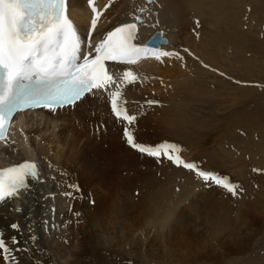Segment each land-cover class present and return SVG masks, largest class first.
Returning <instances> with one entry per match:
<instances>
[{
    "label": "bare ground",
    "instance_id": "bare-ground-1",
    "mask_svg": "<svg viewBox=\"0 0 264 264\" xmlns=\"http://www.w3.org/2000/svg\"><path fill=\"white\" fill-rule=\"evenodd\" d=\"M210 2L157 0L149 4L147 0H114L98 22L92 42L139 16L142 20L137 34L139 45L156 30L163 31L170 40L161 43L160 49L183 57L162 58L161 62L149 54V58H142L135 65L110 64L109 68L117 74L132 70L139 76L137 83L123 89L122 97L127 101L124 106L129 114L138 115L133 129L138 142L159 144L165 129L175 128V121L164 113L162 105H171L176 91L188 84L180 82L184 76H178L183 72L177 71L180 66L196 61L190 60L183 49L191 38L200 37L198 16L200 19L204 16ZM109 3L110 0H96V7L103 9ZM69 12L79 33L87 38L92 18L87 0H69ZM170 30H174L173 34ZM174 37L182 48L175 49ZM194 48L197 60L215 64L207 45L197 39ZM93 91L95 95H86L75 107L55 113L34 109L17 114L8 132L7 147L0 142V168L35 159L43 180L30 182L29 190L20 198L0 205V238L9 247L21 249L14 251L15 260L8 264H101L107 256L121 253L131 256L137 252L143 262L153 259L171 264H220L232 255L242 254L247 244L240 237L215 231L211 234L206 229L195 231L185 225V217L195 201L200 197L219 201L225 190L204 187L190 171L167 161L158 164L128 148L121 138L123 125L111 113L108 93ZM150 100L159 104L148 106ZM181 156L190 160L191 153L182 152ZM166 164L180 173L175 179L184 191L173 192L176 189L171 184L163 185V178L171 180ZM69 185H78L80 191ZM150 187L152 190L148 192ZM69 191L73 192L72 197L64 195ZM246 205L242 219L256 233L260 225L253 224L252 218L263 210L264 203L260 200ZM18 207L22 209L19 213L14 211ZM13 222H18L23 231L12 230ZM28 229L37 236L35 242L28 241ZM13 236L20 244H11ZM0 264L5 261L0 259Z\"/></svg>",
    "mask_w": 264,
    "mask_h": 264
},
{
    "label": "rangeland",
    "instance_id": "rangeland-1",
    "mask_svg": "<svg viewBox=\"0 0 264 264\" xmlns=\"http://www.w3.org/2000/svg\"><path fill=\"white\" fill-rule=\"evenodd\" d=\"M208 5L204 12L206 18L203 16L201 20L198 16L200 37L191 38L185 47L188 51L183 49L190 60L196 61L180 66L177 71L183 72L178 76H184L180 82L188 84L183 86L184 90L176 91L171 105H162L176 126L166 128L159 143L167 141L181 146L182 152L191 153L190 160L201 169L227 176L243 189L239 198H233L226 191L216 202L200 197L185 217V225L195 231L206 229L211 234L215 231L234 235L246 242L242 254L232 255L220 264H264V208L252 218L253 224L260 225L256 233L242 219L247 202L264 203V0H212ZM197 39L203 46L207 45L215 64L197 60L193 54ZM174 40L175 49L182 48L177 37ZM169 166L165 165L171 180L163 178V185L171 184L176 189L173 192L184 191L175 179L180 173ZM253 169L261 171L257 173ZM126 262L171 264L153 259L143 262L138 252L131 256L127 253L107 256L101 264Z\"/></svg>",
    "mask_w": 264,
    "mask_h": 264
},
{
    "label": "snow or ice",
    "instance_id": "snow-or-ice-1",
    "mask_svg": "<svg viewBox=\"0 0 264 264\" xmlns=\"http://www.w3.org/2000/svg\"><path fill=\"white\" fill-rule=\"evenodd\" d=\"M113 2L110 0L103 9H98L96 0H87L92 18L85 40L68 15L69 0H0V142L7 147L8 129L17 113L36 108L55 112L65 107H75L86 95H95L93 90L104 91L108 93L111 113L123 125L121 138L128 148L158 164L167 161L175 167L193 172L204 187L220 188L233 198H239L243 192L240 185L231 182L227 176L202 170L197 164L185 161L181 156V146L167 141L155 145L138 142L133 131L138 115L129 114L124 106L127 101L122 97L123 89L137 83L139 76L132 70H122L117 74L106 62L135 65L142 58H149V54L161 62L162 58L182 60L183 57L176 52L134 43L137 25L142 23L139 16L134 17L136 22L124 23L108 31L93 46L92 34ZM155 2L147 0L149 4ZM196 23L199 26V22ZM156 38L162 39L163 34L158 33ZM85 47L88 51L83 50ZM147 104L152 106L159 102L150 100ZM253 171L259 173L261 170ZM33 181L43 182L36 162L24 161L0 169V205L20 198ZM69 187L80 191L78 185ZM64 195L72 197L73 192H65ZM90 203L95 204V201L90 200ZM14 211L19 213L22 209L18 207ZM10 228L18 233L23 231L18 222H13ZM28 232V241L35 242L37 236L31 229ZM11 244L18 245L20 240L13 236ZM20 250L9 247L0 238V259L5 264L15 260L13 253Z\"/></svg>",
    "mask_w": 264,
    "mask_h": 264
},
{
    "label": "water",
    "instance_id": "water-1",
    "mask_svg": "<svg viewBox=\"0 0 264 264\" xmlns=\"http://www.w3.org/2000/svg\"><path fill=\"white\" fill-rule=\"evenodd\" d=\"M158 33H162V31H158V32H156L150 39H148L145 43L146 44H148V45H150V46H153V47H158V42H164L165 43V41L167 42V39L166 38H162V39H158V38H156V35L158 34Z\"/></svg>",
    "mask_w": 264,
    "mask_h": 264
}]
</instances>
